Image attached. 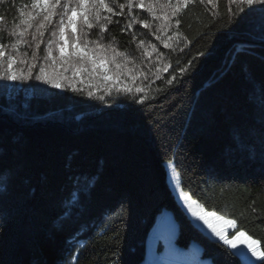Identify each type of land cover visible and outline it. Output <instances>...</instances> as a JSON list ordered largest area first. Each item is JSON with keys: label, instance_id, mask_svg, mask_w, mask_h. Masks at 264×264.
I'll return each mask as SVG.
<instances>
[{"label": "trees", "instance_id": "1", "mask_svg": "<svg viewBox=\"0 0 264 264\" xmlns=\"http://www.w3.org/2000/svg\"><path fill=\"white\" fill-rule=\"evenodd\" d=\"M126 2L117 0L115 12ZM240 7L190 0L162 32V22L138 7L132 15L149 19L150 28H128L127 8L112 16L100 42L130 62L110 93L98 79V88L79 83L86 73L76 78L77 91L0 79V264H141L162 209L176 223L177 247L194 243L211 264H240L187 217L165 163L205 211L236 221L230 237L244 230L264 251V33L258 10L252 24L233 23ZM20 9L31 11V0H0V42L14 41L8 33ZM58 23L56 16L47 26L34 73L50 63L44 56ZM33 32L23 38L32 47L20 48L29 56ZM99 37L93 27L88 39Z\"/></svg>", "mask_w": 264, "mask_h": 264}, {"label": "snow or ice", "instance_id": "2", "mask_svg": "<svg viewBox=\"0 0 264 264\" xmlns=\"http://www.w3.org/2000/svg\"><path fill=\"white\" fill-rule=\"evenodd\" d=\"M189 2L190 0H175V3L173 0H148L145 3V0H138L136 3L135 0H127L126 3L118 4L120 12L117 13L112 6L117 4V0H31L32 10L25 12L24 9H20L19 24H16L14 29L8 33L15 37L14 41L7 44L0 42V79L25 81L34 78L37 81L50 84L54 88H61L63 84H66L73 91H77L76 78L81 73H86L87 79L80 80L79 83L98 88L99 85L93 83V80L98 76L101 82L111 79L116 84L122 75L120 70L130 61L125 53L119 52L111 44L104 45L100 42L103 39V33L107 30V24L112 23V16L122 15L124 9L127 8L128 15L131 17L127 25L128 28H131L134 23H139L144 28H150L151 21L149 19H138L137 16L132 15L133 8L138 7L145 10L151 20L162 22L156 29L157 32H162L169 27L168 21ZM200 2L203 3L204 0H200ZM229 3L241 6L238 12H233V23L238 28L252 24V18L258 10L261 17L260 30L264 33V0H229ZM229 10L231 11V9ZM56 16H59L58 27L52 32L53 38L48 41L44 56L45 61L50 63L39 65L38 72L34 73V69L38 67L40 44L43 42L47 26ZM2 19L3 17H0V20ZM176 23L179 24L180 21L177 19ZM21 25L24 26L23 29L17 32L16 29H19ZM96 26L99 27L100 37L97 40H89V33ZM33 28L34 32L31 37L34 48L29 56L27 51L21 52L20 48L21 45L32 47V44L23 38L28 30ZM157 39L160 37L157 36ZM144 43L145 41H140L141 45ZM69 45L72 48L70 53L67 52ZM164 46L169 47L167 43ZM6 49H10V51L6 53ZM153 49L155 50L154 46ZM54 50L58 51V56L53 55ZM109 51L111 56L108 55ZM117 57H121L122 61L118 62ZM17 64L20 67H14ZM108 64L115 65L117 70L115 74H109ZM69 67L72 68L71 76L65 75ZM57 69L62 70L57 71ZM131 71L128 69V72ZM168 83L171 84L172 80H169ZM123 90L131 92L132 88L125 86ZM104 91L110 93L111 88L106 86ZM135 91L141 92L143 88L137 87ZM87 94L92 96L93 92L89 90ZM99 98L103 99V96ZM143 101L144 98H141L138 102L143 103ZM186 201H188L187 207L192 216L203 221V224L210 229L214 236L218 237L223 246H227L231 250V255L237 258L240 264L264 262V251L261 250L260 240L253 239L244 230L239 229L231 237L226 234L223 225L235 226V220H225L222 216H217L215 212H207L195 200L186 198Z\"/></svg>", "mask_w": 264, "mask_h": 264}, {"label": "rangeland", "instance_id": "3", "mask_svg": "<svg viewBox=\"0 0 264 264\" xmlns=\"http://www.w3.org/2000/svg\"><path fill=\"white\" fill-rule=\"evenodd\" d=\"M95 79H98L99 85L101 87H106V86L107 87H113V81L111 79L107 82H101L99 80L98 76ZM164 166H165L166 173H167V184H168V186L171 190V193L173 194L176 202L179 204L182 197H184L185 199L188 198V200H193L180 189L178 178H177L176 173L174 172L172 163H165ZM175 230H176V223H175L170 211L167 209H162L161 213H159L158 216L156 217L155 222H154L152 228L150 229L148 237L146 239V245H147V249H148L149 254H148V259H146L145 262L149 261L151 259L150 258L151 253H153V252L158 253L156 248H155L158 241L159 242L162 241V243L164 244V251H170V248L173 245H175V244H173V236H174ZM159 235H161L160 238H159ZM180 249H181L180 253L183 256H185V255H189L190 257H193L195 255L198 256L197 251H194L193 248H191V247L180 248ZM198 258H200V257L198 256ZM201 259L210 262L208 259H203V258H201Z\"/></svg>", "mask_w": 264, "mask_h": 264}, {"label": "crops", "instance_id": "4", "mask_svg": "<svg viewBox=\"0 0 264 264\" xmlns=\"http://www.w3.org/2000/svg\"><path fill=\"white\" fill-rule=\"evenodd\" d=\"M187 202L188 201H186V199L184 197H182L181 201L179 202V206L185 212V214L190 219V221L193 223V225L196 226L204 234H206L209 238L219 241L218 237L214 236L211 233L210 229H208L207 226L203 224V221H199L195 217L192 216L191 212L188 210ZM217 216H219V215H217ZM224 219L229 220L226 218H224ZM223 227H225V229H226V234L229 230H232L234 228V226L230 227L227 224H224ZM174 234H175V232H174ZM160 236L161 235H159V238H160ZM160 244H161V249L160 250L156 249L158 253H156V252L151 253L150 254L151 259L149 261L145 262V260L148 259V254H149L148 249H147V245H146L144 259L141 262V264H211V262H208L206 260H202L201 258H198L200 248L198 246H196L194 243L190 244L189 247L193 248L194 251H197L198 256L195 255L193 257H190L189 255L183 256L180 253L181 249L179 247H177L176 245H173L170 248V251H164V244L162 243V241L160 242ZM253 259H255V258H253ZM257 262H259V261H257Z\"/></svg>", "mask_w": 264, "mask_h": 264}]
</instances>
